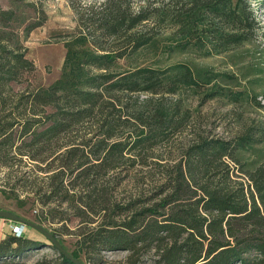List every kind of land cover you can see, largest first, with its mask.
<instances>
[{
	"label": "trees",
	"instance_id": "obj_1",
	"mask_svg": "<svg viewBox=\"0 0 264 264\" xmlns=\"http://www.w3.org/2000/svg\"><path fill=\"white\" fill-rule=\"evenodd\" d=\"M126 12L119 5L109 6L108 0L96 5L81 33L83 44L91 45L94 50L67 51L59 79L46 88L16 94L14 107L22 104L29 108L24 113L26 116L13 117L5 123L0 121L3 158L9 156L14 146L12 134L19 142L14 146L17 154L26 155L31 161L39 160L37 146L57 144L48 154H55L53 160L59 169L48 177L47 188L38 199L41 206L60 191L73 190L88 178L93 181L94 176L114 170L123 153L135 155L139 149L150 148L180 130L185 111L177 102L158 103L146 114L140 112L135 117L144 133L125 142L109 141L115 136L116 119L104 110L115 108L121 95L173 96L212 82L204 93H219L216 78L220 75L215 73L205 74L202 79L195 67L182 63L161 68L135 63L142 52L157 46L152 38L130 37L107 47L91 35L100 31L110 37L146 20L143 15ZM6 14L8 11H0V19ZM184 14L178 18L184 33L192 28L196 30L197 21H205L201 23L205 29H199L201 35L192 43L181 40L172 49L191 44L205 51H218L247 38L246 17L232 0H189ZM41 22L26 24L24 35ZM119 62L127 63V68L117 69ZM33 70V62L25 57L24 49L16 43L8 45L7 34L0 32V106L5 104L4 87L10 82H20L25 72ZM37 107L41 109V118L33 117ZM93 119L96 122L93 143H89L91 137L78 145L69 141L57 143L60 135L71 133L76 125ZM261 134L250 127L230 138L199 136L184 147L176 162L162 165L157 187L138 209H134V203L119 205L99 198L90 200L88 195H84L86 199L78 196V216L86 213L87 224L93 222L92 216L101 215L100 221L78 233L79 249L69 251L58 240L59 243L71 257L84 264H100V253L112 250L127 252L123 264H143L144 258L151 264H264V158L259 162L240 161V154L259 143ZM24 148L34 153H20ZM88 156L94 162L85 165ZM85 187L88 183L81 186ZM106 210L109 212L105 213ZM29 229L40 240L2 231L5 236L0 239V264H74L45 237ZM43 247L51 248L53 255L28 262L26 254Z\"/></svg>",
	"mask_w": 264,
	"mask_h": 264
},
{
	"label": "rangeland",
	"instance_id": "obj_2",
	"mask_svg": "<svg viewBox=\"0 0 264 264\" xmlns=\"http://www.w3.org/2000/svg\"><path fill=\"white\" fill-rule=\"evenodd\" d=\"M104 1L106 0H0V11H8V14L0 19V32L7 34L8 45L16 43L22 47L25 57L34 65V70L25 72L20 82H10L4 87L5 104L0 106V109L3 108L1 123L8 122L13 117L23 116L29 109L24 108L22 104L18 108L14 107L17 103L16 94L46 88L59 79L67 51L94 50L91 45L83 44L81 33H84L86 19L92 15L96 5ZM108 2L109 6L119 5L125 12L127 9L131 14L143 15L146 20L130 30H119L116 35L110 37L95 31L91 33L94 39L112 47L130 37L152 38L157 46L142 52L135 63L159 68L182 63L195 67L203 75L202 79L205 74L215 73L220 75L216 78L219 93H204L212 82L205 87L200 86L197 90L184 89L173 96L163 93L121 95L119 104L114 105L115 108L104 110L112 113L116 119L113 122L116 124L115 136L109 141L125 142L144 133L145 129L135 117L140 112L141 115L146 114L158 103L168 105L177 102L181 110L185 111L180 130L162 138L150 148L139 149L135 155L123 153L122 157L117 159V167L114 170L102 176H94V182L88 178L73 190L60 191L43 206L39 204L38 199L47 188L48 177L59 169L57 161L53 160L55 154H48L56 149L57 144L53 142L41 144L42 147L37 146L39 160L31 161L26 155L17 154V148L14 146L19 142L12 134L14 146L9 150V156L3 158L0 151V209L43 226L69 251L81 247L78 233L95 226L101 218V215L92 216L93 222L86 224V213L78 216V196L82 195L81 198L86 199L84 195H88L90 200L99 198L107 203L110 201L119 205L134 203V209H138L157 187L162 165L176 162L184 147L199 136L230 138L244 133L250 127L254 131L260 130V142L242 152L240 161L259 162L264 158V0H232V3H238L246 17L247 38L241 43L231 44L218 51H205L191 44L182 49L171 48L181 40H190L192 43L201 35L199 29H205L201 24L205 21H197V29L192 28L186 33L178 25V20L185 15L189 0ZM40 20L41 25L24 35L23 27L26 24ZM127 65L125 62H119L117 69H126ZM22 102L20 100V103ZM40 110L37 107V114L33 117L41 118ZM95 123L93 119L88 123L76 125L71 133L60 135L57 143L69 141L78 145L90 137L89 143H93L96 138ZM19 151L34 153L33 150L25 148ZM3 161L7 164L3 165ZM86 161L85 165L94 162L92 156H88ZM86 183L88 187L81 188ZM103 211L105 210L101 212ZM108 212L109 210H106L105 213ZM0 221L4 224L13 223L3 218H0ZM6 230L3 228V231ZM2 234L4 237L5 234ZM23 234L40 240L29 228H25ZM26 255L28 262H32L43 255L52 256L53 250L43 247ZM126 255L127 252L122 250L102 251L99 255L100 264H123ZM80 258L83 259L81 254ZM143 264L151 262L144 258Z\"/></svg>",
	"mask_w": 264,
	"mask_h": 264
},
{
	"label": "water",
	"instance_id": "obj_3",
	"mask_svg": "<svg viewBox=\"0 0 264 264\" xmlns=\"http://www.w3.org/2000/svg\"><path fill=\"white\" fill-rule=\"evenodd\" d=\"M0 218L15 221V222H18L20 224L25 225L28 228L34 229L39 234H41L43 237H45L48 240L49 244L54 249H56L60 254L65 256L67 259L71 260V262H73L74 264H84L80 259L71 257L69 255V253L65 249H63L62 245L59 243L56 236L53 235L47 229H45L43 226H41L37 223L28 221V220L16 215L15 213L8 211V210H1L0 209Z\"/></svg>",
	"mask_w": 264,
	"mask_h": 264
},
{
	"label": "built area",
	"instance_id": "obj_4",
	"mask_svg": "<svg viewBox=\"0 0 264 264\" xmlns=\"http://www.w3.org/2000/svg\"><path fill=\"white\" fill-rule=\"evenodd\" d=\"M3 228L9 230V233L11 235L18 237L24 233L25 225L20 224L15 221H13V223H6V224L0 221V229H3Z\"/></svg>",
	"mask_w": 264,
	"mask_h": 264
},
{
	"label": "crops",
	"instance_id": "obj_5",
	"mask_svg": "<svg viewBox=\"0 0 264 264\" xmlns=\"http://www.w3.org/2000/svg\"><path fill=\"white\" fill-rule=\"evenodd\" d=\"M4 229H5V228H4ZM2 231H3V229H0V239L3 238V237L1 236V235H3V234H2Z\"/></svg>",
	"mask_w": 264,
	"mask_h": 264
}]
</instances>
